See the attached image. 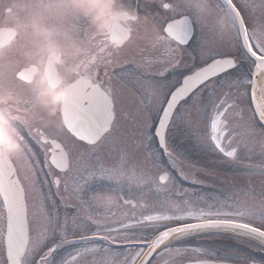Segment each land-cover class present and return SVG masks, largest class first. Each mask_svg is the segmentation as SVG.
Returning <instances> with one entry per match:
<instances>
[{"label":"snow or ice","instance_id":"snow-or-ice-1","mask_svg":"<svg viewBox=\"0 0 264 264\" xmlns=\"http://www.w3.org/2000/svg\"><path fill=\"white\" fill-rule=\"evenodd\" d=\"M155 4L154 55L108 60V82L72 78L63 130L37 127L17 137L24 152L0 156V264H235L232 250L180 243L221 234L264 250V25L250 33L241 5L224 0L254 70L218 86L239 56L197 45L190 10ZM128 31L111 42L123 46ZM112 77L136 98L134 112Z\"/></svg>","mask_w":264,"mask_h":264},{"label":"clouds","instance_id":"clouds-1","mask_svg":"<svg viewBox=\"0 0 264 264\" xmlns=\"http://www.w3.org/2000/svg\"><path fill=\"white\" fill-rule=\"evenodd\" d=\"M172 3L176 13L191 11L196 29L202 30L200 41L207 46L220 52L240 47L237 17L224 0ZM235 3L241 5L250 33L264 25V8H249L247 0ZM157 27L156 17L138 0H0V29L16 33L12 41L0 44V156L24 152L28 140L17 137L37 127L61 132L60 108L70 95L72 78L94 76L145 35L150 41ZM119 28L129 31L118 47L110 36ZM257 88L260 98L264 72Z\"/></svg>","mask_w":264,"mask_h":264},{"label":"rangeland","instance_id":"rangeland-1","mask_svg":"<svg viewBox=\"0 0 264 264\" xmlns=\"http://www.w3.org/2000/svg\"><path fill=\"white\" fill-rule=\"evenodd\" d=\"M150 8H151V10H156L158 12V14H160V12H161L159 8L147 7L146 9L149 10ZM201 36H202V30L201 29H196L195 37H196V44L197 45L200 43ZM189 50H191V49H189ZM138 53L139 52H134V54H137V55H134L136 57L135 59H140L141 55L138 54ZM147 53L150 54V51H148ZM233 53L237 54L239 56V61H240L239 65L237 66V69L232 74L222 77L220 79V82H217L218 86H223L224 84H227V83L231 82L233 79H235L237 77L247 78L249 76V74H247V73H248V70H250V62L247 63V60H245L243 58L242 52L240 51L239 47L234 49ZM126 54L128 55L127 52H126ZM151 54H153L152 51H151ZM131 59H133L132 56H131ZM196 63L197 64L200 63L199 59H197ZM185 70L186 69H179L178 72L174 73L173 75H178L179 72H183ZM116 71H119V69H116ZM119 90L121 91L122 103L124 104L126 109L129 112H134L135 109H136V105H137L136 98L129 92L128 89L124 88V86H121ZM205 101H206V103H210L211 102V94L210 93L205 98ZM246 105H247V102H246ZM124 127H127V122H125ZM245 182H247L246 178H245ZM256 184L257 185L259 184L258 180L256 181ZM180 243L189 244V245L201 244V245H205V246L211 247L214 250L217 249L216 245L212 246V244L205 243V242H196V243L193 242L192 243L190 241H188V242L186 241V242H180ZM219 248L221 250L220 253H225L228 250H232L234 254L231 256V259L234 262L238 261V263L241 264V259H243L242 257L244 256V254L242 252V249L240 250V248L236 247L235 244H227V243L221 244ZM64 251L60 250V253L63 254ZM155 259H159V257H156Z\"/></svg>","mask_w":264,"mask_h":264},{"label":"flooded vegetation","instance_id":"flooded-vegetation-1","mask_svg":"<svg viewBox=\"0 0 264 264\" xmlns=\"http://www.w3.org/2000/svg\"><path fill=\"white\" fill-rule=\"evenodd\" d=\"M138 2H139L140 7L143 8L145 11H147L149 14H157V15H159L156 10H151V8L149 10L146 9L147 7L159 8L158 5H156L155 3L152 2V0H138ZM145 5H148V6L145 7ZM15 36H16V33L14 32V37ZM142 48L145 49V51L143 53H140L139 50L142 49ZM239 49H240V47H239ZM148 51H150V54H151L152 50L149 47L148 37H147V35H145V37L143 39L138 40L134 46L127 48L124 51V54L120 58H121V60L131 59V56H132V58H136L133 55L134 52H139L138 54H140V55H150V54L147 53ZM126 52H132V53L127 55ZM135 55H137V54H135ZM151 55H154V53L151 54ZM109 71H110V75H111V66H109ZM100 76H101L102 79H105V81L108 82V78L104 76V69H101ZM110 82L117 89H120V87L123 86L122 83L118 79H116L115 77H112ZM45 191H47V189H45ZM53 191H54V189H53ZM73 246H69V247H73ZM251 254L254 255V259L255 260L264 261V250H262L261 248H257L254 252L253 251L249 252V254H248L249 256L248 257L247 256L243 257V259H241V264H247V261L249 259H253V258H251L253 255L250 257Z\"/></svg>","mask_w":264,"mask_h":264},{"label":"trees","instance_id":"trees-1","mask_svg":"<svg viewBox=\"0 0 264 264\" xmlns=\"http://www.w3.org/2000/svg\"><path fill=\"white\" fill-rule=\"evenodd\" d=\"M206 102V101H205ZM205 242V243H209L212 244V246L216 245L217 249L216 251L220 253V245L227 243V244H235L236 247L240 248V250L242 249V251H246V250H253L257 248V245L255 244L254 241L249 240V239H245L243 237H234L231 236L230 234H221V235H212V236H208L207 238H200V237H191L185 241H181V242ZM219 245V246H218Z\"/></svg>","mask_w":264,"mask_h":264},{"label":"water","instance_id":"water-1","mask_svg":"<svg viewBox=\"0 0 264 264\" xmlns=\"http://www.w3.org/2000/svg\"><path fill=\"white\" fill-rule=\"evenodd\" d=\"M14 37V31L12 29H0V44L10 42V40ZM246 56L251 60V57L244 51ZM137 264H140L138 261Z\"/></svg>","mask_w":264,"mask_h":264}]
</instances>
